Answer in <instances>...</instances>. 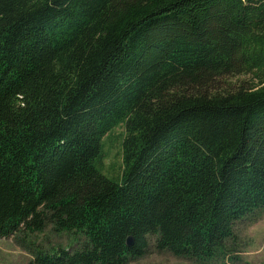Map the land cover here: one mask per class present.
Segmentation results:
<instances>
[{"label":"trees","instance_id":"trees-1","mask_svg":"<svg viewBox=\"0 0 264 264\" xmlns=\"http://www.w3.org/2000/svg\"><path fill=\"white\" fill-rule=\"evenodd\" d=\"M263 210L264 0H0V238L30 264L210 260ZM48 225L74 246L31 249Z\"/></svg>","mask_w":264,"mask_h":264},{"label":"rangeland","instance_id":"rangeland-1","mask_svg":"<svg viewBox=\"0 0 264 264\" xmlns=\"http://www.w3.org/2000/svg\"><path fill=\"white\" fill-rule=\"evenodd\" d=\"M243 77L226 78L230 84L239 82ZM225 82V84L227 83ZM121 126L104 137L103 173L107 177L119 174L121 170ZM103 143V142H102ZM20 238V237H19ZM15 235L0 238V264H30L33 255L27 246L17 242ZM30 248L37 246L43 249L50 246H74L73 235L56 233L48 225L42 232L27 237ZM126 264H264V210L251 219H245L235 228L234 241L227 243L224 254L204 261H196L174 256L168 251L158 250L153 238H149L148 246L140 257L128 259Z\"/></svg>","mask_w":264,"mask_h":264},{"label":"water","instance_id":"water-1","mask_svg":"<svg viewBox=\"0 0 264 264\" xmlns=\"http://www.w3.org/2000/svg\"><path fill=\"white\" fill-rule=\"evenodd\" d=\"M127 244H128V245H131V244H132V238H131V237H128V238H127Z\"/></svg>","mask_w":264,"mask_h":264}]
</instances>
